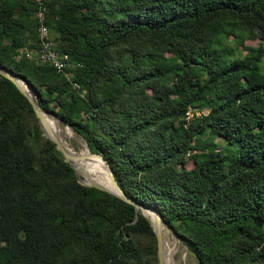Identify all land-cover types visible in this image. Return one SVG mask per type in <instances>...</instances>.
<instances>
[{"label": "trees", "instance_id": "trees-1", "mask_svg": "<svg viewBox=\"0 0 264 264\" xmlns=\"http://www.w3.org/2000/svg\"><path fill=\"white\" fill-rule=\"evenodd\" d=\"M46 6L73 79L25 53L39 48L35 0H0V65L103 155L122 190L156 209L199 264H264V46L244 55L225 45L264 41V0ZM192 108L201 116L188 122ZM0 264H159L151 222L82 185L2 75Z\"/></svg>", "mask_w": 264, "mask_h": 264}, {"label": "water", "instance_id": "water-1", "mask_svg": "<svg viewBox=\"0 0 264 264\" xmlns=\"http://www.w3.org/2000/svg\"><path fill=\"white\" fill-rule=\"evenodd\" d=\"M0 75H2L4 78L8 79L9 81H11L12 83L15 84V86L18 88V90L25 95L28 100L30 101L31 105L33 106V109L37 115V118L39 120V123L41 125V129L44 133V135L50 140L52 141L57 149L63 154L65 161L67 163L70 164V166L73 168V170L75 171L79 182L84 185V186H88V187H93L105 192H108L112 195H115L116 197L122 199L123 201L135 206V208L137 210H139L143 216H145L148 220L149 218L146 215V212H150L155 216V223L153 224L152 221L151 222V226L156 234L157 237V241H158V259H159V264H166L165 261V238H164V228L167 227L164 219L162 217V215L154 208H148L145 207L139 203H137L133 198L129 197L120 187V185L117 182V179L115 177V174L110 166V164L108 163V161L104 158L103 155L98 154V153H92L89 149V146L86 142V147L89 150V154L92 157H97L100 158L104 163L105 166L107 167L108 171H109V178L111 180V182L113 183L114 186V190H109L105 187H102L98 184H92V183H87L85 182L81 176L79 175L76 166L73 162V157L66 151L65 147L63 146V144L61 143V141L53 134H49L47 132V129L45 127V116H49V117H53L55 118L57 121H59L61 124L65 125L62 120L60 118H58L55 115H52L48 112H46L45 110H43L39 104V100L37 97L36 92L33 90V88L25 81L23 80L20 76H18L16 73H14L12 70L0 65ZM66 126V125H65ZM69 129L73 130L70 126H67ZM74 131V130H73ZM75 132V131H74ZM76 133V132H75ZM77 134V133H76Z\"/></svg>", "mask_w": 264, "mask_h": 264}, {"label": "bare ground", "instance_id": "bare-ground-1", "mask_svg": "<svg viewBox=\"0 0 264 264\" xmlns=\"http://www.w3.org/2000/svg\"><path fill=\"white\" fill-rule=\"evenodd\" d=\"M38 16H45V9H40L39 15ZM39 21V18H38ZM44 65H50L52 68L60 74V65L55 64L54 61H41ZM45 127L47 129V132L49 134L55 135L63 144L65 147L66 151L74 158L73 162L76 166V169L79 173V175L83 178L85 177L84 181L87 183H92V184H98L102 187H105L109 190H114L113 183L111 182L109 178V171L107 168L104 167H98L96 165H90L88 164L85 160L81 158L79 153L75 150L74 147L70 145L68 142L69 138L74 135L73 131L69 128H66L61 124L59 121V124H56L52 117L45 116ZM81 147V146H80ZM95 164V163H94ZM147 215V213H146ZM152 216H148L150 221L152 223H155V216L151 214ZM174 242V241H173ZM170 246V245H169ZM174 246V245H173ZM172 253L168 250L167 245L165 244V261L166 264H173L172 261Z\"/></svg>", "mask_w": 264, "mask_h": 264}, {"label": "rangeland", "instance_id": "rangeland-1", "mask_svg": "<svg viewBox=\"0 0 264 264\" xmlns=\"http://www.w3.org/2000/svg\"><path fill=\"white\" fill-rule=\"evenodd\" d=\"M225 45L229 47H234V48L236 47L239 54L242 53L244 55H247L248 51H246L245 48H248V47L258 48L261 45L264 46V41L260 39L256 41L247 40L245 41L244 45L241 46L239 45V43H236L235 41L230 40L226 42ZM262 69L264 71V62L262 64ZM52 119L54 120L56 124L60 125L59 122H57L55 118L52 117ZM63 126L68 128L65 125ZM73 133L74 135L71 137V139L69 138L68 140L70 145L75 148V150L77 151V153H79V155L81 156L83 160H85L88 164L92 166L95 165L92 159V156H90L89 150L86 147V142L84 141V139L80 135L76 134L74 131ZM218 144L220 145V147L224 145L223 141H221L220 139L218 140ZM193 167H194V163L189 159L187 168L191 170L193 169ZM83 178L85 179V177ZM146 213L148 216L149 215L152 216L151 215L152 213L150 212H146ZM163 232H164L165 244L167 245L168 250L173 255L172 256L173 264H199L195 255L192 252H190L189 249L184 245L182 239L179 237L178 234H176L175 232H173L171 229L167 227L164 228ZM259 264H263V263H259Z\"/></svg>", "mask_w": 264, "mask_h": 264}, {"label": "built area", "instance_id": "built-area-1", "mask_svg": "<svg viewBox=\"0 0 264 264\" xmlns=\"http://www.w3.org/2000/svg\"><path fill=\"white\" fill-rule=\"evenodd\" d=\"M37 9L35 12V18H39V48L37 50H25V53L29 60L36 59L40 64L41 61H54L55 64L60 65V75H63L67 79H73V74L70 70L73 68L70 57L67 54H61L55 48V43L51 37V32L46 24L48 8L46 6V0H35ZM38 9H45V16H38ZM18 60L20 57L17 58ZM75 90H80V85L73 83ZM195 116H201L198 109L192 108V118L186 119L190 122Z\"/></svg>", "mask_w": 264, "mask_h": 264}]
</instances>
